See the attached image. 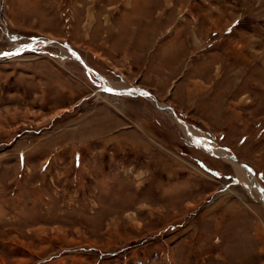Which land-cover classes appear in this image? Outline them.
<instances>
[{
    "label": "rangeland",
    "instance_id": "1",
    "mask_svg": "<svg viewBox=\"0 0 264 264\" xmlns=\"http://www.w3.org/2000/svg\"><path fill=\"white\" fill-rule=\"evenodd\" d=\"M233 157L264 190V0H0V264H264Z\"/></svg>",
    "mask_w": 264,
    "mask_h": 264
},
{
    "label": "bare ground",
    "instance_id": "2",
    "mask_svg": "<svg viewBox=\"0 0 264 264\" xmlns=\"http://www.w3.org/2000/svg\"><path fill=\"white\" fill-rule=\"evenodd\" d=\"M46 42H50V41H46ZM71 51V50H70ZM71 53L73 54V52L71 51ZM87 65V64H86ZM89 67V66H88ZM86 68V67H85ZM87 69H90L91 70V68L89 67V68H87ZM92 71V70H91ZM105 85L106 86H109V87H111L114 91H115V89H117V90H120V89H122L123 90V88H117V87H113V86H111L110 84H108V83H105ZM105 86V87H106ZM111 89V90H112ZM121 90V91H122ZM119 91H117V93H118ZM149 96V95H148ZM179 121V120H178ZM181 126H182V128L184 129V131H185V133H186V135L187 136H189V138L190 137H194V135H196V133H197V136L198 135H200V137H202L203 135L199 132V131H195V130H193V129H189V128H187L185 125H182L181 124ZM196 132V133H195ZM203 148V147H202ZM204 149V148H203ZM206 150V149H205ZM226 150V149H225ZM208 151V150H207ZM228 151V150H227ZM223 158V157H222ZM228 163H231L232 165H233V167H234V169L236 170V176H237V183H239V184H241L247 191H248V188H249V190L251 191L250 192V194L252 195V197H253V199L255 200V201H257V202H259L260 204H263V201H262V194H263V197H264V193H262L263 192V189L261 188V186L258 184V182L256 181V179L252 176V174H253V172L251 171V170H249L247 167H245V165H242L239 161H238V159H236V158H234L233 157V159H229L228 160ZM237 167L238 168H241V171L242 172H240V178L242 177L243 178V180H240L239 178H238V174H237ZM244 171H246V176H247V180L246 181H244L245 180V172ZM254 175V174H253ZM248 187V188H247ZM249 192V191H248ZM254 192H256V193H254ZM262 193V194H261ZM256 197V198H255Z\"/></svg>",
    "mask_w": 264,
    "mask_h": 264
},
{
    "label": "water",
    "instance_id": "3",
    "mask_svg": "<svg viewBox=\"0 0 264 264\" xmlns=\"http://www.w3.org/2000/svg\"><path fill=\"white\" fill-rule=\"evenodd\" d=\"M73 55L77 58V60L84 66V67H86V68H89L88 67V65H86V63L84 62V60L82 59V58H80L78 55H76L75 53H73ZM144 92V93H143ZM148 94L149 96H151L148 92H146V91H143V90H138V95H144V96H146V95ZM156 101V103H158L157 102V100H155ZM160 108H164V107H161V106H159ZM174 117L178 120V117L176 116V115H174ZM249 169V168H248ZM250 170V169H249ZM252 176L254 177V175L252 174ZM262 193H264V190H263V192ZM262 201H263V204H264V197L262 198Z\"/></svg>",
    "mask_w": 264,
    "mask_h": 264
},
{
    "label": "crops",
    "instance_id": "4",
    "mask_svg": "<svg viewBox=\"0 0 264 264\" xmlns=\"http://www.w3.org/2000/svg\"><path fill=\"white\" fill-rule=\"evenodd\" d=\"M124 88H125V87H124ZM124 88H123V90L120 89V93H123V94L128 93V91L126 90L127 88H126V89H124ZM121 90H122V91H121ZM133 91H134V90H133ZM130 92H131V91H130ZM134 92H135V91H134ZM120 93H119V94H120Z\"/></svg>",
    "mask_w": 264,
    "mask_h": 264
},
{
    "label": "snow or ice",
    "instance_id": "5",
    "mask_svg": "<svg viewBox=\"0 0 264 264\" xmlns=\"http://www.w3.org/2000/svg\"><path fill=\"white\" fill-rule=\"evenodd\" d=\"M146 95V94H145Z\"/></svg>",
    "mask_w": 264,
    "mask_h": 264
}]
</instances>
